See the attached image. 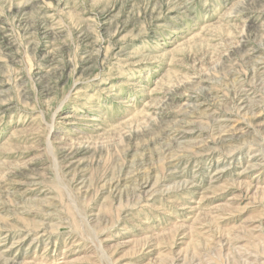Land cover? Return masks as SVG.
Here are the masks:
<instances>
[{"label": "rangeland", "instance_id": "1", "mask_svg": "<svg viewBox=\"0 0 264 264\" xmlns=\"http://www.w3.org/2000/svg\"><path fill=\"white\" fill-rule=\"evenodd\" d=\"M0 264H264V0H0Z\"/></svg>", "mask_w": 264, "mask_h": 264}]
</instances>
